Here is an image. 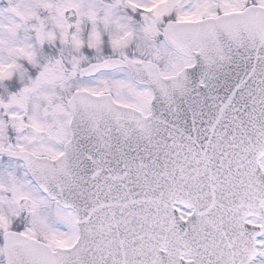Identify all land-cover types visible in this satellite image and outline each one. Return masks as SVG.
Listing matches in <instances>:
<instances>
[{
    "label": "snow or ice",
    "instance_id": "1",
    "mask_svg": "<svg viewBox=\"0 0 264 264\" xmlns=\"http://www.w3.org/2000/svg\"><path fill=\"white\" fill-rule=\"evenodd\" d=\"M0 264H264V0H0Z\"/></svg>",
    "mask_w": 264,
    "mask_h": 264
}]
</instances>
